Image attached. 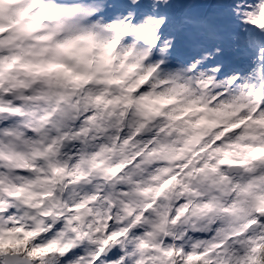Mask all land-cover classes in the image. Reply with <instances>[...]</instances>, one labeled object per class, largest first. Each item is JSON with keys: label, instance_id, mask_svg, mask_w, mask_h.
<instances>
[{"label": "clouds", "instance_id": "1", "mask_svg": "<svg viewBox=\"0 0 264 264\" xmlns=\"http://www.w3.org/2000/svg\"><path fill=\"white\" fill-rule=\"evenodd\" d=\"M180 2L0 0V264H264V0Z\"/></svg>", "mask_w": 264, "mask_h": 264}, {"label": "rangeland", "instance_id": "2", "mask_svg": "<svg viewBox=\"0 0 264 264\" xmlns=\"http://www.w3.org/2000/svg\"><path fill=\"white\" fill-rule=\"evenodd\" d=\"M221 7L222 5L217 4L215 0H181V2L176 6L174 16L176 18L177 24L179 23L180 17L183 15H187L189 18L195 20H207L210 23L223 24L224 31L222 34L225 36V46L229 47L231 45V40L228 36V33L232 32L233 29L229 27L227 21L215 19L216 13ZM185 9H187V12H185ZM235 31H238V29ZM189 33H192V35ZM194 35L195 30L189 27H185L183 30L177 32L176 41L178 43L181 42V50L183 52L174 53L175 56H185L190 58L194 55L190 47V45L193 43ZM195 39L196 42H204L203 39L198 36ZM225 58L231 60L232 54L226 52Z\"/></svg>", "mask_w": 264, "mask_h": 264}, {"label": "bare ground", "instance_id": "3", "mask_svg": "<svg viewBox=\"0 0 264 264\" xmlns=\"http://www.w3.org/2000/svg\"><path fill=\"white\" fill-rule=\"evenodd\" d=\"M181 49H182V44H181V42L178 43V42L176 41V45H175L174 53H178V52L180 53V52H183ZM180 57H181V56H180ZM187 58H189V57H187ZM187 58H186V59H187Z\"/></svg>", "mask_w": 264, "mask_h": 264}]
</instances>
